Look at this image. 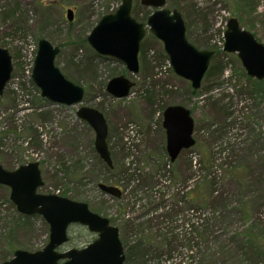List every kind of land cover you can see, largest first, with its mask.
I'll list each match as a JSON object with an SVG mask.
<instances>
[{
	"label": "rangeland",
	"instance_id": "rangeland-1",
	"mask_svg": "<svg viewBox=\"0 0 264 264\" xmlns=\"http://www.w3.org/2000/svg\"><path fill=\"white\" fill-rule=\"evenodd\" d=\"M120 1L0 0V47L8 50L13 66L0 99V164L13 170L38 161L39 192L85 202L111 220L119 231L123 264H196L212 249L216 264H264V79L247 76L236 53L222 50L223 30L232 16L264 45V0H256L254 12L240 15L228 4L234 0H166V8L182 14L187 40L214 51L196 94L172 71L162 43L148 31L140 43L137 74L89 46L90 30ZM10 10L15 17L5 14ZM152 10L132 0L131 15L138 22L145 23ZM42 37L60 49L54 64L84 89L82 103L53 104L32 82L23 50ZM118 74L134 82L123 99L105 89ZM254 85L262 91H252ZM172 104L191 111L195 145L168 164L161 123L163 109ZM81 105L103 113L115 173L106 172L93 151L94 132L76 116ZM78 160L82 169L72 179L65 169ZM124 167L134 174L128 185L120 177ZM100 182L123 193L117 199L106 195L97 187ZM192 188L195 200L189 198ZM8 195L0 185V253L8 237L18 249L43 247L46 222L37 215L19 218ZM206 228L212 233L201 246L198 233ZM246 232L258 238L259 252ZM68 234L61 250L80 248L95 237L80 225H71Z\"/></svg>",
	"mask_w": 264,
	"mask_h": 264
},
{
	"label": "water",
	"instance_id": "water-1",
	"mask_svg": "<svg viewBox=\"0 0 264 264\" xmlns=\"http://www.w3.org/2000/svg\"><path fill=\"white\" fill-rule=\"evenodd\" d=\"M144 6L153 8L145 23L131 15L132 0H121L118 8L103 15L90 30L86 40L90 47L103 57L120 61L130 74L139 71L138 53L140 43L148 31L158 39L173 72L190 82L194 90L200 88L201 80L214 52L194 47L186 38L182 14L165 7L166 0H140ZM66 18L73 19L72 9L66 10ZM223 51L236 53L246 74L257 80L264 79V45L254 35L242 28L235 17L226 22L223 33ZM59 48L41 38L31 72L32 82L40 94L51 103L74 106L82 103L84 89L64 77L54 64ZM11 55L0 47V97L12 73ZM133 81L124 75L112 77L106 91L113 98L128 96ZM79 119L86 122L94 132V149L108 167L112 159L106 137L108 125L102 112L86 105L76 110ZM165 130V150L174 161L182 150L195 144L194 120L190 110L183 105H168L162 114ZM0 185L9 188V199L17 212L26 216L39 215L49 228L48 242L35 251L17 249L13 256L0 264H123V247L116 226L109 219L91 211L85 202L56 194L37 192L43 185L39 165L29 162L13 170L0 164ZM98 188L111 197L118 198L121 191L111 185L99 183ZM77 224L84 226L96 238L82 248L60 250L68 241V228Z\"/></svg>",
	"mask_w": 264,
	"mask_h": 264
},
{
	"label": "trees",
	"instance_id": "trees-1",
	"mask_svg": "<svg viewBox=\"0 0 264 264\" xmlns=\"http://www.w3.org/2000/svg\"><path fill=\"white\" fill-rule=\"evenodd\" d=\"M231 7H232V10L233 11H235L236 13H239V15L242 13V12H244V11H246V9H249L251 12H254L255 11V9H256V0H234L233 2H232V4H230V3H228ZM6 15H8V16H10V17H15V10L14 11H8V12H6L5 13ZM151 37H153V36H151ZM42 38H44V37H42ZM154 38V37H153ZM156 40V39H155ZM141 54H143V53H145L144 52V49H143V44H142V47H141ZM163 54V56L165 57V54L164 53H162ZM216 67H217V69L218 70H220L221 68L220 67H222L220 64H217V63H215L214 64ZM212 68L210 67L209 68V70L207 71V73H206V75H208L209 74V72H210V70H211ZM113 75H115V74H113ZM119 75V74H118ZM65 76V75H64ZM68 80H70L71 82H73V83H75V84H78V81L77 80H73V79H71V78H69V77H67V76H65ZM249 80V79H248ZM257 83H262V82H257ZM189 90H190V92L192 93V94H196L197 93V90H193L191 87L189 88ZM252 91H254L255 93H256V91H258V92H260V91H262V89L260 88V87H258V86H253V88H252ZM253 93V92H252ZM92 145V149H93V151H95L94 150V147H93V144H91ZM98 159H99V157H97ZM99 162H100V164H102V166H103V168H104V170L106 171V172H109V173H112V172H114L115 173V170H116V168H115V166L113 165V167L112 168H109L103 161H101L100 159H99ZM166 162L168 163V164H170L171 162H169V160H168V158L166 159ZM72 169H69V171H68V169L66 170L65 169V171H66V173L68 174V176H70V177H72V179H74V178H77L78 177V173H79V171L82 169V167L79 165V160L78 161H76L75 162V164H74V166H72L71 167ZM9 169V168H8ZM129 170H130V168L128 169V168H125L124 167V169H121V173H123V175H120V177L124 180V182L128 185V184H131V183H133V181H134V174H132V172H129ZM120 173V172H119ZM126 174V175H125ZM129 177V179H128V177ZM107 183V182H106ZM135 186V185H134ZM207 187H209V188H211L212 187V183H208L207 184ZM135 189L136 188H134V191H135ZM136 192V191H135ZM194 193H195V191H194V189L192 188L191 189V195L189 196V198L191 199V200H195V197L193 196L194 195ZM71 199H73V198H71ZM245 213L246 214H248V212L247 211H245ZM244 212H243V215L245 214ZM19 216V218H21V219H24V220H30L32 217H35V216H25V215H22V214H19L18 215ZM110 222H111V220H110ZM212 232H211V230H209L208 228H206V230H202V231H200L199 233H198V240H199V244L202 246V243H204L205 241L207 242L208 241V238H209V235L211 234ZM170 235V234H169ZM246 235L248 236V237H252V240L254 241V245H253V250H254V252H259V250H258V238L257 237H253L252 235H251V233L250 232H246ZM245 235V236H246ZM70 239V238H69ZM190 240H192V238L190 239ZM252 240H248V242L249 243H251L252 242ZM251 241V242H250ZM255 244H257V247L255 246ZM33 246H25V247H22L23 249H26V250H30V251H33V250H37V249H39V248H37V247H33ZM190 248H191V246H190ZM16 249H18V247H17V244H15L14 243V241L11 239V238H6L5 239V242H4V246H3V249H2V252L0 253V262H3V261H6V260H8L9 258H11L12 257V255H13V252L16 250ZM196 264H216V256H215V251L212 249V250H209V256H208V258L206 259V260H204V258L203 257H200L199 258V260H198V262L196 263Z\"/></svg>",
	"mask_w": 264,
	"mask_h": 264
},
{
	"label": "built area",
	"instance_id": "built-area-1",
	"mask_svg": "<svg viewBox=\"0 0 264 264\" xmlns=\"http://www.w3.org/2000/svg\"><path fill=\"white\" fill-rule=\"evenodd\" d=\"M31 57H32V56H31V53L28 54L27 57H26V62H28V65H27L28 67H27V69L30 68V65H31V64H30V62H31Z\"/></svg>",
	"mask_w": 264,
	"mask_h": 264
},
{
	"label": "flooded vegetation",
	"instance_id": "flooded-vegetation-1",
	"mask_svg": "<svg viewBox=\"0 0 264 264\" xmlns=\"http://www.w3.org/2000/svg\"><path fill=\"white\" fill-rule=\"evenodd\" d=\"M166 151V150H165Z\"/></svg>",
	"mask_w": 264,
	"mask_h": 264
}]
</instances>
